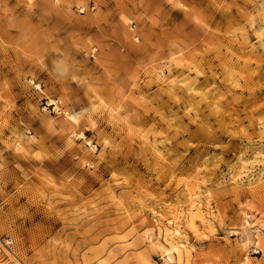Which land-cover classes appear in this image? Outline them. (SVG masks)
Wrapping results in <instances>:
<instances>
[{
  "label": "rangeland",
  "instance_id": "obj_1",
  "mask_svg": "<svg viewBox=\"0 0 264 264\" xmlns=\"http://www.w3.org/2000/svg\"><path fill=\"white\" fill-rule=\"evenodd\" d=\"M24 1L0 0V264H264V0Z\"/></svg>",
  "mask_w": 264,
  "mask_h": 264
},
{
  "label": "bare ground",
  "instance_id": "obj_2",
  "mask_svg": "<svg viewBox=\"0 0 264 264\" xmlns=\"http://www.w3.org/2000/svg\"><path fill=\"white\" fill-rule=\"evenodd\" d=\"M26 1V0H25ZM24 1V2H25ZM7 2V1H6ZM27 2H28V0H27ZM28 3H32V2H28ZM32 4H34V3H32ZM33 11V10H32ZM27 13V12H26ZM8 18V17H7ZM6 20H8V19H6ZM27 22V21H26ZM1 24V23H0ZM2 26V25H1ZM25 26V25H24ZM2 27H4V26H2ZM25 28H27L26 26H25ZM24 28V29H25ZM23 31V30H22ZM21 31H19L18 33H20ZM4 33V32H3ZM5 34V33H4ZM3 35V34H2ZM43 39V38H42ZM61 64V63H60ZM63 66V65H62ZM60 68H61V66H60ZM95 89V88H94ZM97 90V89H96ZM97 93V92H96ZM92 96H95V94L94 95H92ZM95 97H97V95L95 96ZM94 97V98H95ZM102 97V96H101ZM91 98V97H90ZM98 99H100V97L98 98ZM92 100V102H93V99H91ZM104 100H105V98H104ZM54 101V100H53ZM53 101H50L51 102V104H55V102H53ZM107 102V101H106ZM72 103V102H71ZM96 103V102H95ZM94 103V104H95ZM109 103H111V102H109ZM108 104V103H107ZM112 104H113V102H112ZM70 106H72V105H70ZM114 106V105H113ZM70 108V107H69ZM76 107H74V109H65V114H66V116L67 117H70V119H68V123H67V125L68 126H70L69 128H71V129H73V131H75L76 129H77V127H80L81 126V124H82V122L79 120L80 118H79V116L81 115V114H79V112L77 111H75L76 109H75ZM85 108V107H84ZM111 109V108H110ZM112 109H114V108H112ZM80 110V109H79ZM86 110V109H85ZM82 111H84V110H82ZM83 131V130H82ZM82 131H80V134L82 135V134H84V132H82Z\"/></svg>",
  "mask_w": 264,
  "mask_h": 264
}]
</instances>
